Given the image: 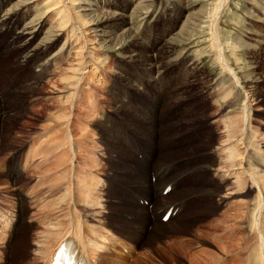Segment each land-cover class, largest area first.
Wrapping results in <instances>:
<instances>
[{
  "label": "bare ground",
  "instance_id": "1",
  "mask_svg": "<svg viewBox=\"0 0 264 264\" xmlns=\"http://www.w3.org/2000/svg\"><path fill=\"white\" fill-rule=\"evenodd\" d=\"M184 1L185 0H0V10L4 8L3 12L0 14V33L10 32L13 48L20 47L21 50H23V54H20L21 63L31 61V64H34V68L35 66L40 68L39 72L41 71L40 73L44 78L50 77V72L48 73V70H50L51 66H55L60 62L66 63L65 67L63 66L62 68L61 66L56 72L58 73L59 81L56 80L55 83H51L52 93L56 92L57 94H60V96L57 97L55 102V104H57V108H55L56 112H54L53 117H49L50 119L44 127L45 131L52 132L53 134L48 137L51 138L50 141H48L51 145H45L46 147L43 149L42 154L44 156L42 163L46 164V168L47 166L50 167V169L46 170L48 173L42 175L43 177L41 178V182L45 178L47 179V182H49L45 186V189L47 190L43 195L47 196H44V198L56 199L54 201L50 200L46 202L44 200L47 199H43L44 202L42 200L40 201L41 203L43 202L41 210L37 207V210H40L38 211L40 212V214L38 213L39 216L41 213L43 214L41 220L45 231L49 230L48 232L46 231L47 244L44 243L45 246L42 248L40 242L35 237L32 240L34 251H31V254L33 253L32 257L30 256L31 258H28L24 264H51L60 245L70 240L72 237L77 240L76 243L81 248V252L87 259L88 264H92L91 254H95L100 250L98 248L99 246L96 245L98 238L94 237L95 235H98V228L100 227L98 226V228H96L94 223H102L105 221V216H98L100 215L101 205L99 203H94L93 192L97 188V183L93 178L95 175L92 173L95 170L92 169L96 166L92 162L88 163L86 161L88 154L87 152L85 153L82 151V145H84L83 142L88 141L86 139L87 128L93 124L104 126L106 130L109 131L113 140L120 142V145L124 142L125 147H119L118 152L120 153V156H126L129 163L122 165L118 164L117 167L113 168L115 169L113 175L111 177L109 176L110 178L108 177L104 183L106 188H110L112 183L118 185L117 188H114L116 196L119 198L120 192L124 193V196H120L124 199H122L123 205L120 206H123V208H126L130 212L132 219H138L135 214L142 213V211L144 212L143 214L145 215L143 217L141 215L140 217L145 221L144 230H147L149 226H152L151 230L154 235L159 234L160 232H165L167 224L171 223V220L179 218H170L166 225H164L161 221V217L164 212L169 209L167 206H171L180 200L198 194V190L192 192L198 182L195 179L188 180V182L191 183L189 191L187 193L185 191V193H179L180 198H177L179 200H173L174 197L172 196V193H170L171 195H166V198L169 197L167 200L172 199V201L164 205L166 207L159 217L160 224H157L154 221L150 222L147 214L150 209L137 204L133 201L134 197L141 198L142 200H152V188H157L158 184L153 185L152 180L148 177L151 175L156 176L160 169L161 172L164 171V174H172L173 177L170 183L174 189L179 183L178 179L183 180L184 176L186 178L189 177V173L177 172L174 161L164 157V151L169 150V145H180L182 147L180 150H184L183 152L186 154L187 152H185V150L189 141L193 140L197 133L192 137L178 142V139L176 141H170V137L163 132L161 138L164 142V147L160 148L156 146L157 139L160 136L157 131H139L132 126L128 128L132 118L140 119L145 122L150 120L155 122V120L150 118L148 113L140 112L138 106L126 104V102L130 100L124 95L119 96L118 99H116L113 105V113H122L121 116L127 119V127H125L124 123L121 122V125L119 121H114L113 119L112 126H115V128H112L110 126L111 119L103 114H101L96 120L94 109L96 108L97 103H101V100H97L98 98L96 97L98 96L95 95L96 91L93 93L92 91H94V89L91 90L92 87L95 88V84L97 86H102L103 82V80H101L103 79V67L98 66L99 57L93 54V44L97 42L99 44H104L108 41H111V43L115 42L121 33L122 35H126V38L134 39V44H136L138 41H136V36H134L135 33H133L135 27H132L135 20L133 12L146 7L160 8L163 6L172 12L176 6L181 7ZM96 2L100 3V7L96 5ZM227 2L228 0H218L213 8L211 17L209 16L210 38L208 42L210 43V49L214 53L215 63L219 68L218 77L221 78V80L227 79V83L229 84L223 86L224 84L220 82L221 80L213 82L203 81L197 87V93L205 95L204 97L202 96L205 101L201 100L200 102L205 104L208 101L207 103H209L208 111H206V106L203 105V109H205L204 112L198 113L202 119L198 123L203 124L205 127V130L201 131L202 134L200 135L201 139L199 142L204 146L210 147L211 151H209L211 153L202 159L197 158L194 160L193 158V160L194 162H204L198 166H196L197 164L195 165L197 170L205 171L206 173L208 172L209 182L212 185L215 184L218 189L215 194H211L213 198H216L215 202L213 201L215 204H212L214 210H216L222 202L225 204L229 200L234 199L238 201V208L235 210L240 213H235L234 218L239 220L238 223L241 222L243 218V222L245 221L249 228L248 236L251 245L249 246L245 243L246 247H250V253L247 255V263L251 264V261L253 260L255 264H264V125L260 124L258 126L257 124V126L255 125V129L252 127L254 124L252 123L253 119L250 104L253 102L251 98L256 95L254 90V86L256 85L250 86L242 84L239 76L236 74L235 70L229 66L226 60L222 43L217 33V23L219 22V18ZM100 8H108L109 10L102 11L103 9ZM191 13L192 12H190V15ZM193 16L185 19L187 20L186 23H189V19ZM98 17H101L100 20H98ZM45 27L48 29L46 28L45 30ZM171 44V40H168L166 44L164 42V45H161L162 47L156 50L155 54L151 53L152 55L147 51L141 50L137 52V56H132L131 54V56L125 57L130 61L132 58H135V62H138V66L135 67L136 69L134 72L128 73L125 80H123L124 82L122 81L125 95L131 93L132 95L140 94L148 96V89L155 88L159 96L154 95V98L158 101L168 100L170 103L180 104L181 101L185 100L184 97L181 98V95L187 93L183 87L191 86V83L193 82L192 78L194 77L193 75L199 70V66L197 64H192L191 60H188L186 56H182L180 53L171 55L168 51L171 49L169 47ZM56 45L61 46L58 50L59 52L53 50V48H56ZM95 45L97 46V44ZM236 51H234V53ZM59 54L61 55L58 56ZM180 61H182L181 66L174 67H177V73L180 78H183L185 81L182 80L183 82H181L180 80V83L176 82V84H173V81L171 82L168 80L164 83V70L168 69V66L175 65ZM174 67H172V69ZM98 69L102 71V74H99L97 77L96 74ZM114 73L118 76L121 74V72L117 71ZM150 75L154 76L153 81H151L152 79H146ZM191 75L192 78L190 77ZM134 78L135 80H133ZM243 81L245 82L244 78ZM40 82H42V78H40ZM96 89H102L103 91L104 89H107V87H96ZM167 89H169V91ZM160 90H162V92H160ZM110 91L119 92L118 84L115 80L110 87H108L107 92ZM251 92L255 95H251ZM105 93L106 92H104V94ZM165 94L167 95L166 98L163 97ZM240 94H242L243 98H241V102L238 104V95ZM135 95L133 96L134 98H136ZM226 108H229V110ZM225 109L227 110L225 114L227 117L225 116V119L220 117L222 121L218 119V123L221 121L222 125H218L216 122H210L219 115V112L224 111ZM211 111L212 113H210ZM190 112V107L186 106L184 108H179L178 114L191 115ZM211 114L213 118L212 116H209ZM49 124L53 125L49 126H52V129L47 127ZM170 124H173V122ZM48 138H45L43 143ZM92 140L93 139H91V141ZM83 147H85V145ZM87 148L90 149V146H87ZM158 148L162 149L160 155H163L162 157L165 162L161 161V165H159L158 168L151 169V167L154 166V156L158 154ZM99 149L101 150V148ZM126 149L129 150L130 154ZM92 150H94V148ZM134 154L140 155L142 159L134 157ZM149 161L151 163H149ZM133 163L136 164L137 168L131 166ZM188 163L189 161L187 164ZM169 166H171L173 170L172 172L167 170L169 169ZM140 167L144 169V172L141 178H137V169ZM124 182L129 183L124 184ZM166 183L160 184L159 187L166 185ZM166 186L161 189V192ZM127 187H132V190H128ZM41 197L43 198V196ZM162 200H165V198H162ZM125 202L127 203L124 204ZM183 204V202H180L179 205L176 206L182 208L181 206H183ZM216 204L218 205L217 208ZM157 205L158 200L155 202L156 207ZM242 208L243 210L241 212L240 209ZM0 220H4V217ZM225 221H229V218L228 220L225 218ZM17 224L18 222L16 219L12 223L7 222L5 229H10L7 235H2L0 233V239L3 241V243L0 244V246H2V251L0 252L2 253L0 254V264H4L7 259L8 250H10L9 243L16 234L18 228ZM25 224H23V226ZM214 226L212 228L217 231V226ZM43 235L45 234H42V236ZM236 244H238V242ZM221 247H224V244ZM241 248L245 250V247ZM229 249H231V247H229ZM225 251L226 249L224 251L222 249V253ZM238 251L240 252V250L237 249V253ZM230 253H233V251ZM208 257L209 256H207V258ZM219 258H217L216 254L210 255V260L208 261H210L211 264H216L221 259ZM196 259L197 258L192 257L191 264H195L194 260ZM98 262L96 261L95 264H98ZM254 262L252 264H254ZM198 263H205V261L200 260Z\"/></svg>",
  "mask_w": 264,
  "mask_h": 264
},
{
  "label": "rangeland",
  "instance_id": "2",
  "mask_svg": "<svg viewBox=\"0 0 264 264\" xmlns=\"http://www.w3.org/2000/svg\"><path fill=\"white\" fill-rule=\"evenodd\" d=\"M185 1L181 6L182 8L176 6V8H174L172 12H170V10L166 7L164 8V6L160 8L146 7L133 12V17L135 19L133 22L134 25L132 26L133 28L135 27L133 29V33H135L134 36L137 37L138 34L139 37H135L136 41H138V43H136L137 45L134 44V39H130L128 37L126 38V35H122V33L120 34L121 36H118L119 40L117 39L118 41H115L117 44L115 42L111 43V41H108L109 43L106 42L107 44H99L97 42L95 43L97 44V46L95 44L92 45L94 50L93 54L99 57V63L97 62L98 66L103 67V79H101L100 77V79L103 80L102 86L107 87V89H104L102 91V89H96V87L99 88L102 86H97L95 84V88L92 87L91 89H94V91H92L93 93H95L96 91L95 95L98 96L96 97L98 98L97 100H101V103H97V106L94 109L96 113V120L101 114H103L111 119L110 126L112 128H115V126H112L113 119L114 121H119L121 125L122 123H124L125 127H127V119L121 116L122 113H113V105L116 99H118L119 96L124 95L128 98V100L131 101H127L126 104H133L138 106L140 112L148 113L149 117L155 120V122H153L149 118L150 121L145 122L140 119L132 118L128 128L132 126L139 131H157L160 134V139H157L156 146L160 148L164 147V142L161 138V134L163 132L170 137V141H176L178 139V142L192 137L197 133L196 137L193 140L189 141L185 150V152H187L186 154L183 152L184 150H180L182 148L180 145H169V150L164 151V157H167L171 161H174L175 168L177 169L178 173H189V177H183V181H186L188 183V186L183 188L178 193H173V200H179L177 199L180 198L179 193H187L189 191V186L191 183H189L188 180L195 179L198 182L196 183L195 187L193 186L194 190L192 191L195 192L198 190V194L183 199L190 202L187 211L184 209L183 213H178L174 217H179L178 219L172 218L174 220H171L172 224H167L165 232H160L159 234L154 235L152 234L151 228L147 229L149 230V232H147L146 236L142 240H140L139 238L137 239L136 245L132 249V254L128 255L123 250H119L117 252L116 260L110 264H118L117 262L119 260H125V264H191L192 257L197 258L196 260H194L195 264H211L210 261H208L210 260L209 257L210 255L215 254L217 258H221H219L220 260L216 264H250L247 263V255H249L250 253L249 246L251 245V242H249L250 238L248 236L249 228L247 227L246 222H243L242 217V221L239 222L240 224L238 223L239 220L234 218L235 213H240L235 210L238 208V201L234 199L229 200L225 204L222 202L219 207L216 204V208H218L214 210L212 204H215L213 203V201L215 202L216 198H213L211 194H215L218 189L215 184L212 185L209 182L208 172L206 173L205 171L197 170L196 166H198L199 164H203L204 162H194L195 159H202L205 156H208L209 153H211L210 147L204 146L199 142L201 139L200 135L202 134L201 131L205 130V127L203 126V124L198 123L202 120L198 113L204 112L205 109H203V105L206 106V111H208L209 103H207L208 101L205 104H202L200 102L201 100L205 101L203 99L205 95L197 93V87L203 81L213 82L221 80V78L218 77L219 68L215 63L214 53L210 49V43L208 42L210 38L209 18L211 17L213 8L218 0ZM96 3V5L100 7V3ZM3 9L4 8L0 10V14L3 12ZM100 9H103L102 11L109 10L108 8ZM190 12H192L191 15ZM171 14L174 16H172ZM191 16H193V19L190 18L189 23H186L187 20L185 19H188ZM98 18L97 19L100 20L101 17ZM46 28L47 27H45V30ZM216 28L218 30L217 33L222 43L223 51L229 66L235 70L242 84L250 86L256 85L254 86L256 95L251 92V95L255 96L251 98L253 102L252 104H250L253 119L252 123L254 124L252 125V127L255 129L257 124L258 126L260 124L264 125V0H228L221 13ZM10 36V32L0 33V215L1 218H3L4 210H16L15 219L18 222L17 225L21 226L22 230L20 231V233L23 237L20 239L19 229L17 228L16 233L17 236H19V240H16V234L11 239L9 243L10 250H8L7 259H9L11 256H14L15 253L20 254L21 257H24L23 255L26 249H28L27 254L30 252L29 256L32 257V240L35 237L40 242L42 248H44V243H46L47 232L49 230H46L47 232L45 231L44 225L41 220V218H43V214L41 213V215L39 216L40 212L38 211L41 210V205L44 201H54L56 199L44 198L45 195H43L47 190L45 189V186L49 182H47L46 178L41 182V178L43 177L42 175L48 173L46 170L50 169V167L47 166L46 168V164L42 163L44 157L42 154L43 149L47 145H51V143L48 142L51 138L48 137L53 134L52 132L50 133L45 131L44 127L45 124L48 123L47 121L50 119L49 117H53L54 112H56L55 108H57V104H55V102L57 97L60 96V94H57L56 92L52 93L51 83H55L56 80L59 81V76L56 72L59 68H61V66L62 68L63 66L65 67L66 64L64 62H60L55 66H51L50 70H48V73L50 72V77L44 78L40 73L41 71L39 72L40 68L36 66L34 68V64L32 65L31 61L21 63L20 54H23V50H21L20 47L13 48V43ZM165 40L167 42L168 40H171L172 44L169 47L172 50H168L171 55L180 53L182 56H186L188 60H191L192 64H197L199 66V70H197L193 75L194 77L192 78V75L190 76L193 81L191 83V86L183 87V89H185L187 93H185V95H181V98L184 97L185 100L181 101L180 104L170 103L168 100L158 101L154 98V95L159 96L155 88L148 89V96L134 94L136 96V98H134V95H132L131 93V97L128 96L129 93L125 95V89H123L122 86V83L124 82L123 80H125L128 73L134 72V70L136 69L135 67L138 66V62H135L134 60L135 58H132V60L130 61L125 57L131 56V54L132 56H137V52L141 50L149 52L150 55H152L153 53L155 54V51L162 47L164 45V42L165 44L167 43ZM135 45L138 47H136ZM59 48H61V46L56 45V48H53V50L58 51ZM94 48L96 50L98 48V50L101 51L97 50V52ZM234 49H236L237 51ZM233 50L237 52V55ZM61 54H59L58 56H60ZM181 62L182 61L177 62V64L170 67L168 66V69L164 70V83H166L168 80L171 82L173 81V84H176V82L180 83V80L181 82H183L182 80L184 79L180 78L179 74L177 73V67H174L181 66ZM172 67L174 68L172 69ZM116 71L121 72L120 76L115 75L114 72ZM99 74H102V71L100 69L97 70L96 76L98 77ZM39 76L40 78H42V82H40ZM153 78L154 76L150 75L146 79H152L151 81H153ZM243 78L245 82L243 81ZM114 80L118 84L120 93L116 91L107 92L108 87H110ZM133 80H135V78ZM220 82L224 84L223 86H227L229 84L227 83V79H223ZM167 90L169 91V89ZM104 92L106 93L104 94ZM160 92H162V90H160ZM166 96L167 95L165 94L163 97L166 98ZM241 98H243L242 94L238 95V104H240ZM186 106L190 107L191 115L188 114V116L184 114H178L179 108H184ZM226 109L229 110V108ZM226 109L224 111L220 110L221 112L218 113L219 115L217 117L215 116L216 118H214L213 120L210 119V122H216L218 125H222V119H225V116L227 117V115H225L227 112ZM210 113H212V111ZM209 116H212V114ZM220 117L223 118L220 119ZM218 119L221 120L219 121V123ZM172 122L173 124H170ZM52 124H49L47 127ZM93 125L87 128L86 139L88 141L83 142L85 147H83L84 145H82V151H84L85 153L87 152L88 154V158L86 159V161L88 163L92 162L96 166L94 167V169H92L95 170L92 173L96 176V178L95 176H93V178L97 183V188L93 192L94 203H99L101 205L100 215L98 216H105V220L110 221L112 227L111 230L115 231L114 228H119L120 230L122 229L121 225L125 224L121 221L118 214L122 216H130V212L120 206L123 204V202H120L121 199H123L120 196H124V193L120 192L118 198L116 196V192L114 191V188H117L118 185L116 183H112V188H106L104 181L109 176L111 177L113 175V173L115 172V169L113 168L117 167L118 164L122 165L129 163L126 159L127 157L124 155L120 156V153L118 152L119 147H125V145L124 142L122 145H120V142L114 141L110 136L109 131L106 130L104 126L97 124ZM52 126L49 127V129H52ZM45 138L48 139L44 141V144L43 140ZM91 139L93 140L91 141ZM87 146H90V149L87 148ZM93 148L94 150H92ZM99 148H101V150ZM160 148H158V154L154 156V166H152L151 169L158 168V166L161 165V161L165 162L162 157L163 155H160V153L162 152V149ZM126 151L130 154L128 149H126ZM176 151L177 153H181L177 154ZM119 157L123 158L120 159ZM134 157H139V159H142L140 155L134 154ZM188 161L189 163L187 164ZM149 163L151 162L149 161ZM131 166L137 168L135 163H133ZM108 170L111 171L109 172ZM137 171L138 173L136 174V177L141 178L144 169L140 167L137 169ZM166 175L170 176L167 180L162 182V184L168 182L166 183L167 185L171 182L173 176L172 174ZM127 183L129 182H124V184ZM127 188L128 190H132V187ZM172 192L173 190L170 191V193ZM30 194H32V196ZM41 196H43V198ZM164 198L165 200H162V198L158 200L157 208L166 207L164 205L172 201V199L167 200V198L169 197ZM43 199L47 200L43 201ZM41 200L43 201L42 203L40 202ZM141 200V198L134 197L133 201L139 204V201ZM179 203L177 204V206L179 205ZM35 207H38V209L40 210L35 212ZM181 207L184 208V204ZM240 210L242 212L243 208ZM33 211L35 212V214L39 213L38 216L40 218L37 217ZM22 212L25 215L22 214ZM104 212L107 214H105ZM151 212L154 214L156 212V209ZM143 213L144 212L142 211V213L140 212L138 214H135V216H137L138 219H141V215L142 217L145 215ZM159 217L160 215H158V219H160ZM225 218L226 220H228L229 218V221H225ZM23 224L25 225L23 226ZM218 225L221 227H219ZM97 226L99 225L97 224ZM213 226H217V231L216 229L212 228ZM98 229V235L94 236L95 238H98V241L99 238L102 237V233L104 243L117 238L112 234L109 228ZM37 232L38 234H40L38 235ZM42 234L45 235L42 236ZM24 239L27 240L23 241V243H20ZM41 240L42 242H44L42 243ZM245 240L248 242H246ZM98 241L96 245L99 246V249H101ZM237 242L238 244H236ZM2 243L3 241L2 239H0V244ZM245 243H247V245L249 246L246 247ZM223 244L224 247H221L223 246ZM229 247H231V249L233 250L229 249ZM241 247H245V250L248 251L243 250ZM1 248L2 246H0V252L2 251ZM222 249L223 251L226 249V251L222 253ZM237 249L240 250L241 253L239 251L237 253ZM232 251L233 253H230ZM227 253L232 255H228ZM206 255L209 257L207 258ZM97 256V262L99 261V264L102 260V255L101 253H99L97 254ZM200 260H204L205 263H198ZM26 261L19 259L17 261V264H24ZM251 262L253 263L254 261L252 260Z\"/></svg>",
  "mask_w": 264,
  "mask_h": 264
}]
</instances>
